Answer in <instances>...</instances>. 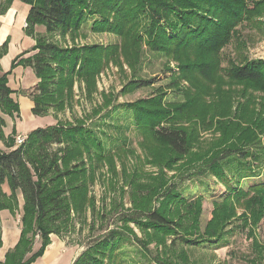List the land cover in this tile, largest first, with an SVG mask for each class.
I'll return each instance as SVG.
<instances>
[{
    "label": "rangeland",
    "instance_id": "obj_1",
    "mask_svg": "<svg viewBox=\"0 0 264 264\" xmlns=\"http://www.w3.org/2000/svg\"><path fill=\"white\" fill-rule=\"evenodd\" d=\"M120 1L121 5L109 0V8L102 9L94 7L95 0H86L98 12L93 15L88 9L92 15L84 12L86 19L70 31L48 33L42 24L36 28L39 36L64 48L81 52L117 49L116 61L101 59L105 63L102 70L94 80L86 79L90 85L85 78L74 77L71 105L64 112L33 113L34 102L28 94L35 91L29 86L36 75L30 68H12L18 56L13 53L23 40L21 52L30 50L24 58L37 52L31 50L34 39L24 35L22 26L14 32L16 47L8 43L0 60L2 72H11L8 85L19 104L18 114L3 115L5 135L13 131L15 136L28 135L59 120L94 128L95 140L106 148L99 163L83 156L95 183L87 187L88 198L80 200V207L73 211L71 231L61 239L80 254L106 239L115 250L98 254L103 264H264V196L258 206L251 189L264 180V78L237 79L232 72L240 65L264 62V13L252 17L254 22L237 26L220 49L182 51L152 48L142 31L150 19L141 11L143 17L135 29L143 36L136 50L131 38L123 41L107 31L108 24L116 20L111 12L125 3ZM255 1L249 0L250 6ZM57 78L51 76V84ZM131 80L137 81L127 85ZM135 104L145 108L153 104L151 108L165 115L163 122L183 129L189 153L174 154L152 132L141 128L132 112ZM0 147H4L1 141ZM237 147L256 155L261 170L240 183L229 176L233 188L239 190L234 192L214 175L211 163L228 148ZM15 194L16 208L0 210L2 253L21 234L17 220L23 215L24 201L20 190ZM152 210L175 220L189 237L203 236L204 241L186 245L175 239L181 233L147 229L130 219ZM61 239L51 237L44 254L32 264H73L74 247L63 245ZM39 246L36 238L34 250Z\"/></svg>",
    "mask_w": 264,
    "mask_h": 264
},
{
    "label": "trees",
    "instance_id": "obj_2",
    "mask_svg": "<svg viewBox=\"0 0 264 264\" xmlns=\"http://www.w3.org/2000/svg\"><path fill=\"white\" fill-rule=\"evenodd\" d=\"M20 1L30 6L24 31L35 39L36 43L31 50L37 52L26 58L24 56L30 50L22 52L14 59L12 68L18 65L30 67L39 79L33 87L35 91L28 94L33 99L35 115L50 114V110L53 113L64 112L71 105L74 77L85 78V81L90 78L94 80V76L105 64L101 59L110 58L116 61L117 49L112 47L102 50L99 47L98 50L88 49L81 52L76 48H64L49 39L46 40L44 36H39L36 27L42 24L48 33L70 31L82 23L87 15L98 12L95 8L100 6L99 8L108 9L109 0H95V8L87 6L86 0ZM112 1L119 5L122 3L119 0ZM12 2L13 0H0V14L6 13ZM250 5L249 0H125L117 11L111 12L116 20L114 24H108L110 28L107 27V31L119 35L123 41L131 38L133 44H137L138 50L143 34L137 33L135 26L143 16L148 15L149 25L142 31L148 37L152 48L216 50L224 47L236 32L237 26L254 22L264 13V0H256L253 6ZM88 9L91 13L87 12ZM141 11H146V14L140 16ZM84 12L88 14L84 16ZM103 15L109 19V16ZM99 23L95 22L96 25ZM104 25H107V21H104ZM7 44L8 40L0 46V60L6 52ZM251 64L234 68V78L262 80L264 62ZM10 73L2 72L0 67V141L4 146L0 147V210H14L17 206L15 193L20 190L24 212L20 218L19 241L6 253L3 260L0 259V264H32L44 254L51 242V235L63 238L66 232L71 231L73 211L80 207L81 199L88 198L87 187L95 183L94 172L84 166L86 163H83V156H90L93 163H99L106 156V148L95 140L94 128L83 124H64L59 120L51 126L31 131L23 144L16 145L14 131L9 135H5L4 131L6 121L3 115L14 116L19 113V104L12 96L14 91L8 85ZM51 76H56L59 80L51 84ZM136 81L131 80L127 85ZM87 85H90L88 81ZM144 101L154 102L146 99ZM140 102L144 103L143 100ZM147 105L150 108L137 104L132 106L135 121L141 128L162 140L174 154L186 156L189 153V142L183 129L167 125V122H163L165 115L157 108H151L154 107L153 104ZM248 158L252 159L251 162ZM255 159L256 155L249 150L228 148L211 163V168L229 191L236 192L239 190L233 188L229 176L236 177L237 183L242 179L258 176L257 170H261V164ZM5 183L9 186V194L3 191L2 186ZM251 189L257 195L258 206H261L264 180L253 184ZM130 219L147 229L174 231L178 235L181 233L175 239L186 245L204 241L200 239L203 236L197 239L189 237L175 220L157 210L143 212ZM36 238L40 239V246L34 250ZM1 244L0 223V248ZM114 250V244L103 239L77 256L73 264H103L104 259L98 254L105 255Z\"/></svg>",
    "mask_w": 264,
    "mask_h": 264
},
{
    "label": "crops",
    "instance_id": "obj_3",
    "mask_svg": "<svg viewBox=\"0 0 264 264\" xmlns=\"http://www.w3.org/2000/svg\"><path fill=\"white\" fill-rule=\"evenodd\" d=\"M30 6L28 4H25L23 2H21L20 0H13L11 7L7 10L6 13L4 14H0V46L8 40V43L10 44V46H14L16 47V38H14V32L16 29H18L20 26H22V28L24 29L26 26V17L28 15ZM42 26V25H41ZM41 26H37L36 28L41 29ZM44 27V26H42ZM45 29V28H44ZM41 31V30H40ZM24 35H26L25 31H24ZM31 38V37H30ZM34 39V38H32ZM23 40L19 45L17 50L13 53V56L16 54H21L23 51L21 47H23L24 44ZM36 41L35 39L33 40V42L29 45L31 46L32 44L35 45ZM21 46V47H20ZM28 46V47H29ZM29 55V54H28ZM27 57V56H26ZM17 67H22V69L24 70L25 68H30V67H24L22 65H18ZM31 69V68H30ZM39 79H37V77L35 78V80L33 81V83L29 86V87H34L37 83H38ZM27 87V89L29 88ZM50 115V114H49ZM57 121V120H56ZM55 121V122H56ZM3 191L5 193L9 194V186L7 183L3 184L2 186ZM20 217H18L17 222L19 223L18 228H20V232H21V221H20ZM21 235V234H20ZM51 237H56V238H60L57 235H51ZM61 239V238H60ZM19 239L16 238L14 240V242L9 245L7 247V249L4 250V252H0V259L3 260L6 253L11 250L12 248H14L16 246V244L18 243ZM62 244L65 246H72L74 247V253H73V257L72 260L74 261L77 256H79L80 252H78L77 249H75V246L73 245H66L64 239H61ZM35 245V244H34ZM64 247V246H63ZM1 250V248H0Z\"/></svg>",
    "mask_w": 264,
    "mask_h": 264
},
{
    "label": "built area",
    "instance_id": "obj_4",
    "mask_svg": "<svg viewBox=\"0 0 264 264\" xmlns=\"http://www.w3.org/2000/svg\"><path fill=\"white\" fill-rule=\"evenodd\" d=\"M27 135H17L15 138L16 145H21L26 141Z\"/></svg>",
    "mask_w": 264,
    "mask_h": 264
}]
</instances>
